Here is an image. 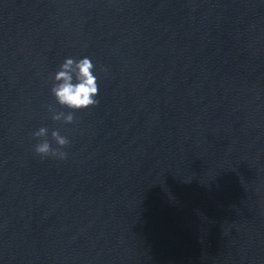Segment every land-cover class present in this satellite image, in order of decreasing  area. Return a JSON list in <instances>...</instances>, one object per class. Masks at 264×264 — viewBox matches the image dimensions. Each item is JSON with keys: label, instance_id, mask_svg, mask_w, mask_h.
Returning a JSON list of instances; mask_svg holds the SVG:
<instances>
[{"label": "water", "instance_id": "95a60500", "mask_svg": "<svg viewBox=\"0 0 264 264\" xmlns=\"http://www.w3.org/2000/svg\"><path fill=\"white\" fill-rule=\"evenodd\" d=\"M0 264H264V0H0Z\"/></svg>", "mask_w": 264, "mask_h": 264}, {"label": "clouds", "instance_id": "9594fccd", "mask_svg": "<svg viewBox=\"0 0 264 264\" xmlns=\"http://www.w3.org/2000/svg\"><path fill=\"white\" fill-rule=\"evenodd\" d=\"M94 64L90 58L74 60L67 58L60 66V70L54 76L55 83L51 88L57 103L73 111L87 109L98 105L96 99L98 95L97 77L93 74ZM49 110L52 111L51 106ZM53 120H63L64 123H72L74 116L72 112H54ZM48 129L41 127L34 133L35 137H45ZM59 148L53 149L47 140L38 143L35 146V152L42 156H51L53 158L65 159L66 153L60 149L66 146L69 141L66 137L61 136L58 131L51 132Z\"/></svg>", "mask_w": 264, "mask_h": 264}]
</instances>
